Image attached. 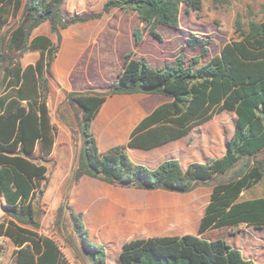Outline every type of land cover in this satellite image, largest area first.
Here are the masks:
<instances>
[{
    "label": "trees",
    "instance_id": "16d2710c",
    "mask_svg": "<svg viewBox=\"0 0 264 264\" xmlns=\"http://www.w3.org/2000/svg\"><path fill=\"white\" fill-rule=\"evenodd\" d=\"M185 0H106L102 13L112 9L133 12L143 30L161 41L158 27L175 29ZM64 0H0V207L7 220L0 223V238L14 246V264H71L57 240L41 231L34 199H41L56 128L47 108L52 68L62 31L70 25L99 19L102 13L64 18ZM10 19L11 27L4 30ZM47 23L50 37L33 30ZM236 39L219 54L201 62L208 52L207 39L190 37L186 45L199 48L198 57L185 64L183 49L172 63L155 68L134 51L124 56L116 79L99 90L65 93L73 123L81 139L71 177L58 208L66 211L90 264H106L102 246L88 243L82 214L68 203V191L83 176L116 187L162 189L190 193L210 187L209 201L198 235L151 237L126 242L120 264H254L224 238L199 237L211 230L247 225L264 229V197L241 200V195L264 184V21L244 26L234 22ZM52 36L55 37V41ZM134 44L142 32L133 30ZM25 53H38L23 67ZM162 95L170 99L143 118L129 141L100 152L90 126L100 108L113 95ZM223 111L235 114L232 136L224 154L206 162H191L185 169L175 157L150 169L134 162L129 148L150 150L184 138L196 127ZM226 180L214 182L217 177ZM229 234H232L229 231Z\"/></svg>",
    "mask_w": 264,
    "mask_h": 264
},
{
    "label": "crops",
    "instance_id": "0c3cea01",
    "mask_svg": "<svg viewBox=\"0 0 264 264\" xmlns=\"http://www.w3.org/2000/svg\"><path fill=\"white\" fill-rule=\"evenodd\" d=\"M67 2L72 8V0H64L62 5L66 19L72 16L65 14ZM93 20L74 24L78 26L74 32V25L62 31L60 48L52 68L54 79L47 98L50 122L57 134L51 156L57 145L70 146L72 135L80 138L71 108L66 104L65 93L99 90L113 82L122 69L125 54L134 51L139 58L143 43L150 37L148 32L142 31V43L136 47L132 33L126 34L118 27H99ZM93 64L95 74L87 71ZM169 101L162 95L147 94L107 98L90 126L98 150L105 152L111 147L126 144L138 123ZM183 139L150 150L129 148L127 152L134 162L147 167L148 163L153 164L150 169H154L163 161V156L171 153V144ZM210 192L211 188L203 187L184 194L162 189L122 188L83 176L69 189L68 203L75 213L82 214L88 243L104 248L106 264H120L122 247L130 240L198 235ZM226 229L207 231L199 237L205 240L222 237L238 248L244 258L254 264H264V259H256L264 256L263 252L250 255L242 250L232 235L219 234Z\"/></svg>",
    "mask_w": 264,
    "mask_h": 264
},
{
    "label": "rangeland",
    "instance_id": "374dc122",
    "mask_svg": "<svg viewBox=\"0 0 264 264\" xmlns=\"http://www.w3.org/2000/svg\"><path fill=\"white\" fill-rule=\"evenodd\" d=\"M105 1L72 0V8L71 3H66L65 14L73 16L75 14L102 13ZM238 17L244 26H247L251 21H264V0H185L181 5L178 27L175 29L158 27L157 31L161 36V41L151 36L148 37L138 55L150 61L154 67H160L166 62L172 63L183 49L184 62L187 64L190 58L198 57L201 53L199 48L186 45L187 39L194 36L209 41L207 55L201 59V62H207L211 57L220 53L224 44L236 39L234 22ZM14 22V19H10L4 30L11 27ZM92 22L99 27H118L123 29L126 34H133V30L136 28H139L141 32H146L133 12L118 9L102 13L99 19ZM77 27L76 25L72 26V32L76 31ZM36 35L51 36L47 24L33 30L31 37ZM52 38L55 41V37L52 36ZM37 58L38 53H25L20 58V63L25 67L28 64H33ZM94 66L95 64L89 66L87 71L95 74ZM235 119V114L228 111L215 115L208 122L194 128L183 140L171 144V153L163 156L161 160L175 157L180 161L181 166L186 168L191 162H206L209 159L221 157L232 136ZM80 147L81 139L76 135H72L70 146H56L55 153L45 164L47 174L41 187L42 197L41 199L35 198L33 202L41 231L57 240L70 263L90 264L87 255L81 250L80 239L77 237L66 211H63L60 218L57 214L71 177L76 153ZM151 166L154 165L148 163V167ZM227 178V175L217 177L214 182ZM259 196H264L263 183L245 191L240 199L246 200ZM6 220L7 217L0 207V223ZM229 231L244 252L250 255L264 253V229L256 230L247 225H239L230 230L229 228L222 230L219 234L228 233L229 235ZM14 250V246L8 239L0 238V264H14ZM256 259H264V256Z\"/></svg>",
    "mask_w": 264,
    "mask_h": 264
}]
</instances>
